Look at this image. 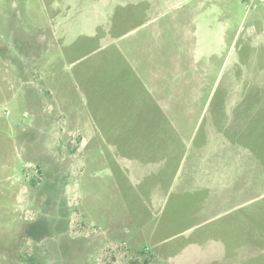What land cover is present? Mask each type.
Here are the masks:
<instances>
[{"label": "rangeland", "instance_id": "obj_1", "mask_svg": "<svg viewBox=\"0 0 264 264\" xmlns=\"http://www.w3.org/2000/svg\"><path fill=\"white\" fill-rule=\"evenodd\" d=\"M147 262L264 264V0H0V264Z\"/></svg>", "mask_w": 264, "mask_h": 264}, {"label": "crops", "instance_id": "obj_2", "mask_svg": "<svg viewBox=\"0 0 264 264\" xmlns=\"http://www.w3.org/2000/svg\"><path fill=\"white\" fill-rule=\"evenodd\" d=\"M139 49L137 50V54L138 53H142L144 52V50L140 49V52H138ZM183 50L181 49L179 53H182ZM145 60V59H144ZM144 60H140L138 58H136V61L135 63L133 62H126L128 65H129V68H130V77H133V78H136L137 80H139L140 82H142V84H145L147 87H148V91H149V97L152 98L151 100V104L149 105V107H153L154 110L151 112V113H156L157 111L155 110V108L158 106L164 111L166 112L167 114H170V110L171 108L166 106V105H163L162 101H168L170 99H173L174 97V91L171 92L169 87H161V88H164V89H161L160 92H157L156 91V88L154 85L158 84V83H162V84H165L166 81H159V79H157V77L159 76H162L165 74L163 68L161 67V70H156L154 68H152L153 66H151V64L149 65L148 63H143ZM184 57L181 55V56H176L175 57V60L173 61V69L176 68V69H183L184 67ZM169 84H172L173 81L170 80L168 82ZM180 97V96H179ZM152 110V109H151ZM138 116L137 115L135 118V121H136V124L139 123V119H138ZM135 123V122H134ZM134 125V124H132ZM158 132V131H156ZM209 136H208V132L206 133L205 135V138H204V142L203 143H208L209 142ZM202 143V145H204ZM220 150V148H219Z\"/></svg>", "mask_w": 264, "mask_h": 264}, {"label": "trees", "instance_id": "obj_3", "mask_svg": "<svg viewBox=\"0 0 264 264\" xmlns=\"http://www.w3.org/2000/svg\"><path fill=\"white\" fill-rule=\"evenodd\" d=\"M245 115V114H244ZM200 162V161H199ZM218 173H220V172H218ZM217 180H219V182H221V183H223L224 185H226V181H222V179L219 177V175L217 176ZM214 180H211L210 182H213ZM239 183H240V186L242 187L241 188V190H243V188H245V187H247L248 185H247V181L246 182H244V181H241V179H239ZM198 182H201V183H203V184H208L209 183V181L205 178V177H199L198 178ZM149 260L150 259H148V262H149ZM146 263V264H149V263Z\"/></svg>", "mask_w": 264, "mask_h": 264}]
</instances>
